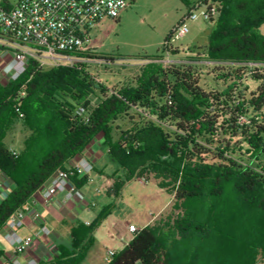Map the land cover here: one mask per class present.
<instances>
[{"label":"trees","instance_id":"16d2710c","mask_svg":"<svg viewBox=\"0 0 264 264\" xmlns=\"http://www.w3.org/2000/svg\"><path fill=\"white\" fill-rule=\"evenodd\" d=\"M202 1L219 12L211 19L215 30L209 44L201 49L213 64L212 74L204 72L201 61L167 68L151 63L128 84L108 89L85 65L44 70L32 63L17 81L0 82V172L14 186L0 203V230L59 169L68 170L67 162L103 134L108 157L128 172L126 182L135 177L158 180L162 189L171 190L181 212L163 226L137 232L108 264H176L181 243L186 244L182 252L192 257L188 264H201L195 259L202 257L203 242L220 235L253 240L236 260L251 254L255 258L259 250L264 254V231L249 228V212L264 219V0ZM173 33L164 47L176 54L179 50L170 45ZM248 80L256 83L255 89ZM80 107L85 117L79 116ZM127 116L131 127L112 143L115 122ZM18 119L32 131L19 155L3 143ZM71 180L81 188L88 177L74 175ZM123 183L116 181L115 195ZM109 214L107 207L89 226L80 224L73 231L75 247ZM176 230L181 239L189 235L186 243L174 240ZM85 252L83 247L77 257L54 264H79Z\"/></svg>","mask_w":264,"mask_h":264},{"label":"rangeland","instance_id":"374dc122","mask_svg":"<svg viewBox=\"0 0 264 264\" xmlns=\"http://www.w3.org/2000/svg\"><path fill=\"white\" fill-rule=\"evenodd\" d=\"M130 1L131 6L117 22L106 19L92 32L91 36L97 46V52L92 56L90 63L85 64L84 67L96 82L108 89L124 86L137 77L143 67L155 63L164 68V61L167 60L172 63L201 61L206 65L205 73L212 74L214 72L212 62L206 60L205 52L201 49L208 46L210 37L215 30V23L202 17L197 20L188 19L191 11L200 14L205 10L202 0ZM183 21L189 32L180 39L170 40V45L178 49L179 53H168L164 43L171 32ZM261 32L264 35V25L261 27ZM197 53L200 56H197ZM101 56L106 59H99ZM77 66L81 67V65ZM52 68L55 67L48 63L43 69ZM248 85L252 90L256 87V83L251 80H248ZM217 86L219 87V85ZM129 117L115 122L114 127L117 129L110 134L112 143L117 142L122 130L131 127ZM31 134V129L18 119L10 125L3 143L9 150L15 151L19 155L25 151L26 142L30 139ZM97 137L104 139L103 134H98L95 138ZM102 146L104 150L107 149L105 141ZM110 161L103 174L105 177L124 182L118 191L117 199L114 198L110 202L109 215L113 216L114 221L121 220L128 226L130 223L147 220L152 213H156L155 210L160 205L172 202L171 190L163 189L162 194L157 192L161 188L158 180L135 177L130 182H126L128 172ZM90 185L94 188H102L101 182ZM174 203L175 201L165 214L166 221L168 219L173 221L181 215L180 210L175 209ZM102 204L99 201V208L103 207ZM249 213V228L259 232L264 231V219H260L259 214ZM109 215L101 220L102 227L105 229L104 231L115 232L118 236L116 229L110 227L112 220H109ZM252 242L251 237L237 238L233 235H220L212 240H206L203 242L204 246L200 253L207 257V261L204 260L201 264H237L236 254L244 252Z\"/></svg>","mask_w":264,"mask_h":264},{"label":"built area","instance_id":"2783aa9c","mask_svg":"<svg viewBox=\"0 0 264 264\" xmlns=\"http://www.w3.org/2000/svg\"><path fill=\"white\" fill-rule=\"evenodd\" d=\"M130 6V0H0V82L17 81L32 63L37 69H43L48 63L54 67L90 63L96 52L92 32L106 19L117 22ZM204 6L205 10L200 14L191 11L188 19L202 17L211 21L218 17L219 12L214 5ZM188 32L183 21L174 29L171 40L180 39ZM164 62V68L172 64L169 60ZM21 94L25 95L23 91ZM17 111L23 117L19 109ZM78 114L85 117V109L80 107ZM93 170V164L80 157L71 169H59L46 182L47 186L44 184L40 188V192L47 200L63 193L67 201L73 198L85 201V194L71 178L74 175L89 177ZM26 215H32L37 220L41 218L40 213L27 202L4 225V239L17 255L27 252L35 241V236L23 237L19 234ZM129 230L132 233L138 231L133 225ZM39 233L49 236L51 230L42 226ZM47 247L54 257L60 255L55 242L49 241ZM115 255L114 250H108L107 263Z\"/></svg>","mask_w":264,"mask_h":264},{"label":"crops","instance_id":"0c3cea01","mask_svg":"<svg viewBox=\"0 0 264 264\" xmlns=\"http://www.w3.org/2000/svg\"><path fill=\"white\" fill-rule=\"evenodd\" d=\"M94 46L95 48L97 47L95 43ZM103 142L104 139L95 138L94 141L89 143L78 155L70 159L65 165L66 169H71L74 162L80 157H85L93 164L94 173L88 177L87 184L80 188L85 194V201H80L76 198L67 201L63 193H58L52 199L47 200L43 197L39 189L28 202L32 204L35 211L40 213L41 218L37 220L34 219L32 215H26L24 226L19 230V234L23 237L35 236L33 246L27 252L17 255L14 249L5 241L3 227V229L0 230V264H16L15 262H18V264H54L56 260L66 261L77 257L78 254L81 253V248L83 247H86L85 257L79 264H108L106 260L108 250H114L116 253H119L132 241L135 234L143 228L154 227L156 225L163 226L167 222L165 220V214L170 210L174 202L173 194L171 196V198H173L172 202L160 205L156 208V213H152L147 220L130 223L126 226L123 221H114L113 216L109 215V220H112L110 227L116 229L118 236L115 232L104 231L105 229L102 227L103 224L101 223L93 231L89 239L82 241L80 247H75L73 231L80 224L87 226L92 224L100 217L104 209L110 206V202L113 201L114 198L117 199V195L114 194L113 188L116 181L119 182L120 180L105 177L103 174V171L108 167L110 161L107 149L104 150V145L102 146ZM98 182L102 183V188H94V186L90 185L91 183ZM13 187L11 180L0 172V203L12 191ZM157 192L162 194L163 189L160 188ZM99 201L103 203L102 208H99ZM131 225L138 229L136 233H132L129 230ZM42 226H47L51 230L49 236L39 233ZM187 236L189 235L185 233L181 239V234L176 230L174 240H181L183 243H186L185 237ZM49 241H53L58 245L60 249V255L58 257H54L48 252L47 245ZM185 246L186 244L182 245L181 243V247L176 246L175 256L171 254V256H174L176 264H188L190 262L192 257L190 255L186 256L183 253L184 251L182 252ZM206 258L207 257L204 256H196L195 262L198 260L202 263L204 260L207 261ZM236 263L264 264V254L259 250L255 258H253L251 254L246 258L240 257Z\"/></svg>","mask_w":264,"mask_h":264}]
</instances>
